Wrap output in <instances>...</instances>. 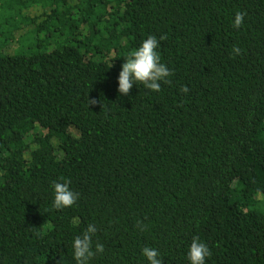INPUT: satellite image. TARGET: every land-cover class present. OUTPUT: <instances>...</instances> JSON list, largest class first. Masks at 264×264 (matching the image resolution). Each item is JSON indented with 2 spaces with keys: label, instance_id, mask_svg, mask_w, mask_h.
I'll return each instance as SVG.
<instances>
[{
  "label": "trees",
  "instance_id": "obj_1",
  "mask_svg": "<svg viewBox=\"0 0 264 264\" xmlns=\"http://www.w3.org/2000/svg\"><path fill=\"white\" fill-rule=\"evenodd\" d=\"M150 35L171 83L121 95ZM25 37L0 51V264H76L89 224V264H190L193 237L264 264V0H0V40Z\"/></svg>",
  "mask_w": 264,
  "mask_h": 264
},
{
  "label": "clouds",
  "instance_id": "obj_2",
  "mask_svg": "<svg viewBox=\"0 0 264 264\" xmlns=\"http://www.w3.org/2000/svg\"><path fill=\"white\" fill-rule=\"evenodd\" d=\"M246 12H237L234 18L233 27L239 29L243 22ZM161 36L160 40L166 39ZM159 41L154 35H150L142 42V45L130 52L125 57V62L121 66V71L118 76V92L121 95H129L133 85H143L145 89L153 92L161 90V82L171 83L168 79L173 73L169 68L161 62L160 55L157 52ZM233 53L239 55L241 49L238 46H233ZM181 92L187 94L189 89L187 86L181 88ZM97 101L89 99V104L94 105ZM54 201L52 207L57 210L72 207L78 200V193L72 191L68 182H53ZM137 227L144 231L146 226H142V222H137ZM97 232V228L89 224L82 236H77L72 245L74 249V259L76 264H89L90 260L96 253H103V244L96 243L95 251H93L92 237ZM142 254L146 257L149 264H163L160 258V253L157 249L144 247ZM212 255L208 246L201 242L198 237H193L188 258L190 264H205L206 258Z\"/></svg>",
  "mask_w": 264,
  "mask_h": 264
},
{
  "label": "rangeland",
  "instance_id": "obj_3",
  "mask_svg": "<svg viewBox=\"0 0 264 264\" xmlns=\"http://www.w3.org/2000/svg\"><path fill=\"white\" fill-rule=\"evenodd\" d=\"M25 32V30H23ZM31 39L30 36H28ZM27 37V38H28ZM23 38H12L9 40H0V51L4 53H19V52H26L31 44L29 39ZM21 39V40H20ZM264 196V195H263Z\"/></svg>",
  "mask_w": 264,
  "mask_h": 264
}]
</instances>
